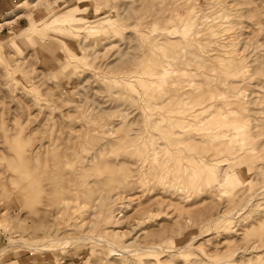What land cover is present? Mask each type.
<instances>
[{
    "label": "rangeland",
    "instance_id": "1",
    "mask_svg": "<svg viewBox=\"0 0 264 264\" xmlns=\"http://www.w3.org/2000/svg\"><path fill=\"white\" fill-rule=\"evenodd\" d=\"M72 1L0 36V264H264V0Z\"/></svg>",
    "mask_w": 264,
    "mask_h": 264
},
{
    "label": "crops",
    "instance_id": "2",
    "mask_svg": "<svg viewBox=\"0 0 264 264\" xmlns=\"http://www.w3.org/2000/svg\"><path fill=\"white\" fill-rule=\"evenodd\" d=\"M26 1L28 0H0V19L3 17H8V21H10L9 23H6L5 26L0 30V36L4 39L12 38L16 35L24 36L28 34L32 23H38L42 21L43 18L49 14L46 9H39L32 13V17L31 14H29V19L26 15H24L26 12L23 13L18 9ZM13 12H15V14H13ZM15 38H12L11 40H14V42L17 41L18 44H21L23 47H25L24 42H22L18 37ZM35 47H37V50L40 53V58L42 61L41 64L43 68L51 69L52 61L54 62L56 59H58V52H52L48 49H44L40 45H36Z\"/></svg>",
    "mask_w": 264,
    "mask_h": 264
},
{
    "label": "bare ground",
    "instance_id": "3",
    "mask_svg": "<svg viewBox=\"0 0 264 264\" xmlns=\"http://www.w3.org/2000/svg\"><path fill=\"white\" fill-rule=\"evenodd\" d=\"M80 1L81 0H74V1H72L71 3H69L68 4V6H67V10H72V11H75L76 9H78V7H79V4H80ZM56 2V1H55ZM68 3V2H67ZM52 5L53 4H50L49 5V7L48 8H50V7H52ZM67 5V4H66ZM37 6V5H36ZM61 8L62 7H60V8H58V9H52L51 10V13L49 14V17H53L52 18V20H51V24L54 26H57V25H61V24H63V23H65L67 20H65V19H63V17L64 16H57V15H55V14H57V11H59V10H61ZM61 13V12H60ZM45 23V21H42V25ZM33 33H34V30L32 31ZM36 32V31H35ZM31 34V33H30ZM32 35V34H31ZM11 44H13V45H16L15 44V42H13V41H11L10 42ZM9 44V43H8ZM12 45V46H13ZM15 47V46H14ZM7 48V47H6ZM16 48V47H15ZM16 50H18L19 51V49H18V47H17V49ZM7 51V50H6ZM13 52V51H12ZM17 52V51H16ZM15 52V53H16ZM15 53H14V55H15ZM13 55V54H12ZM14 58V57H13ZM130 64V63H129ZM34 80V79H33ZM20 96V95H19ZM20 101H21V99H20ZM23 109V108H22ZM21 109V110H22ZM20 111V110H19ZM11 114V113H10ZM17 117V116H16ZM26 117V116H25ZM33 118V117H32ZM53 128V127H52ZM125 130V129H124ZM127 132V131H126ZM125 132V133H126ZM128 133V132H127ZM51 134V133H50ZM47 136V135H46ZM76 136V135H75ZM50 138V137H49ZM55 138V137H54ZM131 139V138H130ZM175 141L176 140H174L173 142L175 143ZM184 141V140H183ZM182 142V141H181ZM181 142H180V144H181ZM176 143H179V141L178 142H176ZM183 144V143H182ZM175 147H178V146H175ZM208 150V149H207ZM36 155V154H35ZM33 156H34V154H33ZM33 156H31V157H33ZM33 160V159H32ZM26 163V162H25ZM27 165V164H26ZM90 166V165H89ZM56 168V167H55ZM84 172V171H83ZM83 175V174H82ZM30 182V184H31V182L32 181H29ZM76 183V182H75ZM79 183V182H78ZM33 185V184H32ZM34 189V188H33ZM30 190V189H29ZM32 190V189H31ZM28 191V190H27ZM82 191V190H81ZM82 192H84V191H82ZM180 222V221H179ZM66 242V241H65ZM32 246V245H31ZM154 248L155 250H157V251H162V250H166L164 247H162V245H154V246H151V248ZM142 249V248H141ZM149 249V248H148ZM148 249H146V250H148ZM4 250V249H3ZM3 250H2V252H3ZM145 250V251H146ZM141 251V250H140ZM173 251V250H172ZM138 252V251H137ZM140 256V255H139ZM258 257V256H257ZM256 258V257H255ZM260 259V258H259ZM142 260V259H141ZM250 261H252V260H250ZM7 264H16V262H11V263H7Z\"/></svg>",
    "mask_w": 264,
    "mask_h": 264
}]
</instances>
